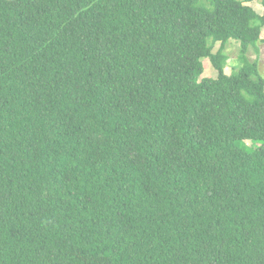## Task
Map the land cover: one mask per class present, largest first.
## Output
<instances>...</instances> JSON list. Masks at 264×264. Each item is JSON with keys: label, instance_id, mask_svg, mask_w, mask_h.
<instances>
[{"label": "trees", "instance_id": "trees-1", "mask_svg": "<svg viewBox=\"0 0 264 264\" xmlns=\"http://www.w3.org/2000/svg\"><path fill=\"white\" fill-rule=\"evenodd\" d=\"M255 1L0 0V264H264Z\"/></svg>", "mask_w": 264, "mask_h": 264}, {"label": "rangeland", "instance_id": "rangeland-1", "mask_svg": "<svg viewBox=\"0 0 264 264\" xmlns=\"http://www.w3.org/2000/svg\"><path fill=\"white\" fill-rule=\"evenodd\" d=\"M252 6L257 13H261L262 3L261 0L252 2L249 4ZM263 38H264V30H263ZM221 47V43L217 42L214 44L213 52L216 53ZM240 43L235 40H230L224 49V53L228 56L227 64L225 65V73L230 75L233 70L242 65L241 53H240ZM246 58L251 63H256L257 69L262 77H264V44H260L257 47H251L248 53L246 54ZM203 77H218V71L213 67L212 63L207 59V64L205 67V71L203 72ZM251 145V143L248 142Z\"/></svg>", "mask_w": 264, "mask_h": 264}, {"label": "crops", "instance_id": "crops-1", "mask_svg": "<svg viewBox=\"0 0 264 264\" xmlns=\"http://www.w3.org/2000/svg\"><path fill=\"white\" fill-rule=\"evenodd\" d=\"M260 10H262V12L261 13H259V14H263V11H264V8H263V6H262V9H260ZM257 12V11H256Z\"/></svg>", "mask_w": 264, "mask_h": 264}]
</instances>
